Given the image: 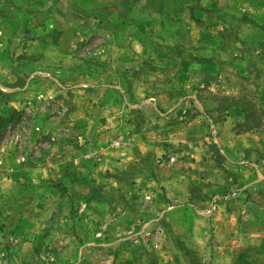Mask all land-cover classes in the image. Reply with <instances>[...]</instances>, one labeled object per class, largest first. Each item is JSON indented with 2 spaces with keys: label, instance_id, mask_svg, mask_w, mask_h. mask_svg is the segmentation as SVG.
Listing matches in <instances>:
<instances>
[{
  "label": "rangeland",
  "instance_id": "1",
  "mask_svg": "<svg viewBox=\"0 0 264 264\" xmlns=\"http://www.w3.org/2000/svg\"><path fill=\"white\" fill-rule=\"evenodd\" d=\"M0 85V264H264V0H0Z\"/></svg>",
  "mask_w": 264,
  "mask_h": 264
},
{
  "label": "crops",
  "instance_id": "2",
  "mask_svg": "<svg viewBox=\"0 0 264 264\" xmlns=\"http://www.w3.org/2000/svg\"><path fill=\"white\" fill-rule=\"evenodd\" d=\"M18 82H20L18 80ZM18 86H16V88L18 89L17 92H13L15 90V88H12V89H9L11 90V92H9V94H6L5 95V105L8 104L10 106H13V107H16V108H20V107H23L26 102H25V87L22 86V84L20 85V83H18ZM3 89V86L0 85V90ZM3 91V90H2ZM11 93H15L17 96L14 97V94H11ZM21 94V95H20ZM11 95V97H10ZM23 95V96H22ZM4 110V106L1 105L0 107V113ZM42 207V206H41ZM39 220H37V223H36V220L34 221H28L25 217L21 218V219H17V222H13V219H10V221H8V231L9 229H17V231H22L24 228H25V225L27 226L28 224H30V228H34L36 227L35 223L36 224H39ZM227 256V264H248L246 259H244V256H240V254H237L236 256H233V258L231 260H228L230 259L229 257H232L231 255H226ZM167 260H169L167 258ZM169 263V261H168ZM171 264V263H170Z\"/></svg>",
  "mask_w": 264,
  "mask_h": 264
},
{
  "label": "trees",
  "instance_id": "3",
  "mask_svg": "<svg viewBox=\"0 0 264 264\" xmlns=\"http://www.w3.org/2000/svg\"><path fill=\"white\" fill-rule=\"evenodd\" d=\"M13 113V114H12ZM8 115H0V129L14 118V112Z\"/></svg>",
  "mask_w": 264,
  "mask_h": 264
}]
</instances>
